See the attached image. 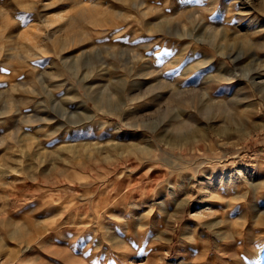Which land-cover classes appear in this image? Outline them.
<instances>
[{
    "label": "rangeland",
    "instance_id": "1",
    "mask_svg": "<svg viewBox=\"0 0 264 264\" xmlns=\"http://www.w3.org/2000/svg\"><path fill=\"white\" fill-rule=\"evenodd\" d=\"M263 5L0 0V264H264Z\"/></svg>",
    "mask_w": 264,
    "mask_h": 264
},
{
    "label": "bare ground",
    "instance_id": "2",
    "mask_svg": "<svg viewBox=\"0 0 264 264\" xmlns=\"http://www.w3.org/2000/svg\"><path fill=\"white\" fill-rule=\"evenodd\" d=\"M138 4V3H137ZM141 5V4H140ZM264 6V5H263ZM135 7V6H134ZM94 8H96V7H94ZM93 9V8H92ZM136 9V8H135ZM152 11V10H151ZM64 17L65 16H63V15H58V16H56V17H53V18H51V19H48L47 20V24H48V26H46V27H52L53 25H55L56 23H61V21H63L64 20ZM94 19V16H93V13L88 9V8H83V10H82V13L77 17V18H72V19H70L69 21H67V22H65V24H62L61 25V27H60V29L59 30H67V31H72V29H74V27H77V25L81 22V21H87V20H93ZM136 19H138V18H136ZM170 23V22H169ZM47 24H45V25H47ZM150 24V23H149ZM152 25V27H160L161 26V22H157V23H153V24H151ZM78 29V28H77ZM59 32V31H58ZM222 32H224V35H225V31H222ZM222 32H221V34H222ZM56 32H53L52 34H51V36H53L54 34H55ZM214 33V32H213ZM67 34V33H66ZM70 34V33H69ZM212 34V33H211ZM217 34V33H216ZM215 34V35H216ZM218 35V34H217ZM227 35V34H226ZM225 35V36H226ZM181 37H190V38H193V39H195V41H196V45L197 46H200L201 45V41L203 40V42H204V40L205 39H201V38H196L195 36H193L191 33L190 34H188V33H185V34H181L180 35ZM213 37V41H215V37L216 36H212ZM228 37V36H227ZM47 38H50V36H48ZM203 38V37H202ZM220 38V37H219ZM223 38H226V37H223ZM227 40V39H226ZM65 43V42H64ZM54 44V43H53ZM66 44V43H65ZM215 44H217V43H215ZM214 44V45H215ZM230 44V43H229ZM58 46V45H57ZM66 46V45H65ZM64 46V47H65ZM229 47V46H228ZM224 48V47H223ZM222 48V49H223ZM86 52V51H85ZM75 65L72 67V70H73V72H74V74L75 75H77V76H79V75H82L81 77H82V79H85V80H90V79H92V75L93 74H90V67L87 69V70H85L84 72L81 70V68H80V66H78L77 64H76V61H75V63H74ZM94 71V70H93ZM261 76V75H260ZM163 82V81H162ZM261 83H263L264 82V79H261V81H260ZM165 83V82H164ZM162 85V84H161ZM161 85L159 86L160 88H161ZM165 85V84H164ZM87 86V88H88V90H90V91H95L96 90V87H91V83H88V85H86ZM85 86V87H86ZM166 86V85H165ZM164 87V86H163ZM260 87V86H259ZM258 87V88H259ZM77 94L75 95L74 94V96L70 99L71 101H73V102H80V101H77L78 99H80V98H82V94H81V91H80V88L78 87V89H77ZM91 92V93H92ZM97 92H98V90H97ZM80 95V96H79ZM110 96V95H109ZM108 96V94L107 93H104V91H100V92H98L97 94H95V96H94V101H95V106H97V108H99V109H101V110H109V109H112V107H114V106H116V103L114 102V100L112 99V97H109ZM173 98V97H172ZM82 100V102H80V103H78V106H77V108L74 110V112H72V114H71V112H69V114H67L68 116H69V118H68V121L66 122L67 123V125H72V126H81V125H83V127H84V129H87V128H92V126H93V122L95 121V112L89 107V105H88V103H87V101L86 100H84L83 98L81 99ZM168 100V99H167ZM173 100V99H172ZM186 103V102H185ZM187 104V103H186ZM116 108V107H115ZM61 118H62V115L60 116ZM30 118V117H29ZM52 118H56V117H52V116H47L46 118H39V117H32L31 119H30V121L32 120V122L34 123V122H38V121H40V122H47V121H49V120H51ZM63 119V118H62ZM60 122V121H59ZM178 124V123H177ZM60 127V128H63V127H66L65 126V123H58L57 125H56V127ZM175 126H176V124H175ZM52 127V126H51ZM68 127V126H67ZM53 128H54V126H53ZM52 128V129H53ZM174 128V127H173ZM176 129V128H175ZM200 129V128H199ZM198 129V130H199ZM59 130H61V129H59ZM185 130V126L183 127V128H179L178 127V129H177V131H176V133H178V134H176V135H178V137L177 138H180L181 140H184V142L185 141H188V140H190L191 138H193L194 137V134L197 132H193V133H189V132H185L184 131ZM200 130H202V129H200ZM191 132V131H190ZM48 134H47V136H52V135H55L56 133H57V130L55 129V130H53V131H51V129H50V131L49 132H47ZM190 134V135H189ZM202 135V134H201ZM33 139V138H32ZM177 141V140H176ZM28 142V141H27ZM35 142V140H33V141H31V144H30V148H33V152L35 151V149L34 148H37L38 146H37V144H35L34 143ZM174 142V141H173ZM178 142V141H177ZM34 143V144H33ZM173 144V143H172ZM86 145V144H85ZM93 145V144H92ZM178 145V144H177ZM87 146H88V144H87ZM63 149V150H65V152L66 151H68V152H74V149H76V147L75 146H73V145H70V146H61L60 147V149ZM97 148V147H96ZM102 148V147H101ZM38 149H40V148H38ZM59 149V150H60ZM98 149V148H97ZM60 151H62V150H60ZM36 153H34V155H37L38 154V152H37V150L35 151ZM133 183H138V180H135ZM129 185H127L126 186V183L124 182V181H120V180H116V183H115V186H114V188L119 192V191H121V190H123L124 188H127ZM209 212V214L211 213V211H213V208L211 207V205L209 206V207H207L206 209H204V210H200V211H198L200 214H204V212ZM260 217V216H259ZM211 219V218H210ZM207 220L206 221V225L211 229V230H215L216 229V227H217V225L218 224H220L222 221H220V220H216V219H211V220ZM33 222V221H32ZM10 226H12V225H10ZM25 227V226H24ZM7 230V229H6ZM22 230H23V228H22ZM13 233H14V231H12ZM16 232V231H15ZM23 235V234H22ZM25 236V235H24ZM19 237H20V235H19ZM29 237V236H28ZM22 238V237H21ZM160 238H163V239H165V237L161 234L160 235ZM24 239V238H23ZM25 241V240H24ZM27 249H29V247H27L26 249H24V251L25 250H27Z\"/></svg>",
    "mask_w": 264,
    "mask_h": 264
}]
</instances>
